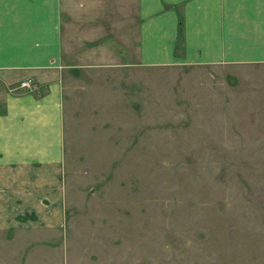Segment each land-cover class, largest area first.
<instances>
[{"label": "rangeland", "instance_id": "rangeland-1", "mask_svg": "<svg viewBox=\"0 0 264 264\" xmlns=\"http://www.w3.org/2000/svg\"><path fill=\"white\" fill-rule=\"evenodd\" d=\"M81 2L61 1L62 208L9 218L0 264H264V63L145 65L135 0L107 41Z\"/></svg>", "mask_w": 264, "mask_h": 264}, {"label": "crops", "instance_id": "crops-1", "mask_svg": "<svg viewBox=\"0 0 264 264\" xmlns=\"http://www.w3.org/2000/svg\"><path fill=\"white\" fill-rule=\"evenodd\" d=\"M61 1L0 0V231L9 218L49 225L62 208V82L71 66L61 57ZM119 4L82 0L91 25L81 38L119 39L117 24L104 32ZM135 18L142 64L264 63V0H135ZM27 77L32 88L20 87Z\"/></svg>", "mask_w": 264, "mask_h": 264}, {"label": "built area", "instance_id": "built-area-1", "mask_svg": "<svg viewBox=\"0 0 264 264\" xmlns=\"http://www.w3.org/2000/svg\"><path fill=\"white\" fill-rule=\"evenodd\" d=\"M20 87H25V88H32L33 86V79L30 77H27L25 79H22L19 83Z\"/></svg>", "mask_w": 264, "mask_h": 264}]
</instances>
